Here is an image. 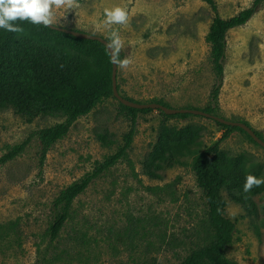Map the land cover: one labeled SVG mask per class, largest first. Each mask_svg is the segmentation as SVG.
<instances>
[{
  "label": "rangeland",
  "instance_id": "1",
  "mask_svg": "<svg viewBox=\"0 0 264 264\" xmlns=\"http://www.w3.org/2000/svg\"><path fill=\"white\" fill-rule=\"evenodd\" d=\"M219 14L229 17L252 0H215ZM127 10L124 25L105 26V9ZM56 25L100 35L109 41L118 31L122 58L132 65L117 69L121 95L139 102L161 99L170 107L203 108L213 82L209 45L205 40L211 11L203 0H78L66 12L54 10ZM218 114L247 121L264 137V2L242 26L226 36L224 78ZM110 96L79 117L56 141L39 165V141L33 137L22 154L0 164V264H35L37 248L46 242L51 203L58 192L114 153L130 120ZM163 116L139 112L127 155L96 177L75 198L71 218L53 242L58 260L47 264H179L191 249L211 237L206 204L191 169L193 156L179 158L149 178L141 162L151 149ZM63 120L39 115L28 122L11 108L0 110V156L29 133ZM170 126L202 128L199 151L221 137L223 128L200 115L167 118ZM115 139L103 145L97 134ZM230 154L244 153L262 165L264 149L241 130L219 144ZM195 147V148H196ZM225 214L235 222L225 255L238 264H264V227L257 213L231 200L226 191ZM264 204V194L254 197Z\"/></svg>",
  "mask_w": 264,
  "mask_h": 264
},
{
  "label": "trees",
  "instance_id": "2",
  "mask_svg": "<svg viewBox=\"0 0 264 264\" xmlns=\"http://www.w3.org/2000/svg\"><path fill=\"white\" fill-rule=\"evenodd\" d=\"M203 1L211 11L205 40L210 50L213 82L208 100L200 109L219 115L218 98L224 78L227 33L232 28L244 25L264 0H252L249 6L229 17L219 14L215 0ZM16 23L24 29L23 32L12 33L0 29V110L11 108L28 122L39 115H59L63 120L29 133L0 156V164L22 154L32 138L36 137L39 141L38 161L41 166L51 146L68 133L79 117L89 113L103 99L113 96L111 59L106 46L97 40L78 38L28 21ZM120 56L122 58V54ZM117 88L119 90L118 84ZM154 102L169 106L161 99ZM119 108V112L130 120L129 129L122 136V143L114 153L65 186L54 197L46 228V242L43 248H37L35 264H47L51 259H59L53 249V242L71 218L75 198L99 174L127 155L136 131L137 114L153 110L136 109L120 102ZM156 110L163 119L151 149L141 162V170L149 178L160 179L163 169L172 167L179 158L193 156L191 169L205 200L207 222L212 232L208 242L191 249L179 264H238L225 255V250L233 242L236 227L235 222L225 214L226 200L222 192L226 191L231 200L243 205L249 212L257 213L259 207L264 212V204L258 205L254 200L256 195L264 194V185L253 187L247 193L243 191L245 177L254 175L263 178V169L260 163L251 160L246 154H230L220 148L219 144L236 129L257 143L241 128L212 119L223 128L222 135L199 151L196 146L202 135L200 126L187 124L176 127L166 123L167 118H186L192 114H165L160 109ZM243 122L264 139L259 130L247 121ZM97 138L105 146L116 142L107 132L98 133ZM260 224L264 227V217L260 219Z\"/></svg>",
  "mask_w": 264,
  "mask_h": 264
},
{
  "label": "clouds",
  "instance_id": "3",
  "mask_svg": "<svg viewBox=\"0 0 264 264\" xmlns=\"http://www.w3.org/2000/svg\"><path fill=\"white\" fill-rule=\"evenodd\" d=\"M78 7V0H0V29L8 32L20 33L24 29L17 21H28L34 25L52 27L56 24L54 10L64 9L66 12ZM129 21L126 9L116 6L105 9V26L124 25ZM111 63L117 69H128L133 61L129 55L121 58L124 42L118 31H111L107 43ZM264 185V178L247 175L243 184V191L250 192L253 187Z\"/></svg>",
  "mask_w": 264,
  "mask_h": 264
},
{
  "label": "water",
  "instance_id": "4",
  "mask_svg": "<svg viewBox=\"0 0 264 264\" xmlns=\"http://www.w3.org/2000/svg\"><path fill=\"white\" fill-rule=\"evenodd\" d=\"M50 28L71 34V35L78 37V38L97 40V41L103 43L105 46L108 43V41L104 37L97 35V34L89 33L86 31H81V30H77V29L63 27V26H59L56 24ZM106 48H107V46H106ZM107 50H108V48H107ZM108 52H109V50H108ZM110 59H111V57H110ZM111 66H112V69H111L112 95L123 105L128 106V107H132V108H136V109H142V108L160 109L165 114L190 113L193 115H200L203 117H207V118L216 120L220 123H224L227 125L237 126V127L241 128L242 130H244L248 135H250L251 138L264 149V139L259 137L255 133V131L249 125L244 123L243 121L227 119L223 116L208 113V112H206L200 108L170 107V106L164 105V104L159 103V102H154V101L139 102V101L131 100V99L124 97L123 95L120 94V92L117 88V81H116L117 68L113 63H111Z\"/></svg>",
  "mask_w": 264,
  "mask_h": 264
}]
</instances>
